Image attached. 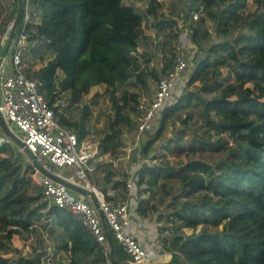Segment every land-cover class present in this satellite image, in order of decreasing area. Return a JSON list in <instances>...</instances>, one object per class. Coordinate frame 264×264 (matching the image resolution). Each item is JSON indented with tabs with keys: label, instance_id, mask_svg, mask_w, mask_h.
I'll return each mask as SVG.
<instances>
[{
	"label": "trees",
	"instance_id": "16d2710c",
	"mask_svg": "<svg viewBox=\"0 0 264 264\" xmlns=\"http://www.w3.org/2000/svg\"><path fill=\"white\" fill-rule=\"evenodd\" d=\"M9 1L11 10L5 9L0 20V37L14 21L17 2ZM137 1L147 2L144 15L153 17L157 33L173 28L175 20L160 11L161 0ZM25 2L13 39L23 33L29 46L38 43L53 55L27 76L37 81L56 121L73 130L80 142L87 134L90 109L84 106L78 120H70L65 111L92 87L103 85L112 114L97 153L115 155L123 144L122 127L134 124L141 101L138 93L123 90L122 85L131 77L144 88L147 78L159 83L173 60L171 66L164 62L157 70L149 66L150 58L139 62L133 56L149 38L142 27L144 15L123 0H27L29 19L24 23ZM247 2L191 0L190 7L202 16L190 17L188 35L179 37L183 46L189 42L194 46L189 78L156 110L154 133L140 147L142 156L155 160L151 156L155 141L169 125L180 123L181 129L164 147L187 152V160L178 165L143 164L135 171L132 186L136 213L146 217L154 206L144 198L145 190L164 188L166 180L179 183L166 216L172 225L162 237L165 248L174 252L170 264H264V0H252L253 9ZM64 93L67 102L61 103ZM193 119L201 132H189ZM22 152L0 135V264H42L40 253L24 254L13 246L12 238L27 236L36 225L46 223L61 242L58 249L69 254L68 264H113L79 218L44 198ZM204 154H217L218 159ZM91 173L87 171L90 182ZM101 174L97 184L104 193L110 185L115 192L120 190V196L128 194L129 175L118 177L107 164ZM185 229L191 232L186 234ZM112 240L118 258L128 264Z\"/></svg>",
	"mask_w": 264,
	"mask_h": 264
},
{
	"label": "built area",
	"instance_id": "2783aa9c",
	"mask_svg": "<svg viewBox=\"0 0 264 264\" xmlns=\"http://www.w3.org/2000/svg\"><path fill=\"white\" fill-rule=\"evenodd\" d=\"M197 12L191 16L197 19ZM29 19L28 2H25L24 23ZM6 37V35H5ZM4 41V40H3ZM28 42L21 33L11 41L6 57L0 64V113L10 129L23 141L50 172L62 176L61 172L73 170L76 176L85 180L108 226L113 239L126 256L128 264H149L150 255L143 247L135 232L127 229L134 226L126 203L114 199L107 200L87 178V164L97 153L96 148L89 149L84 141H79L76 134L60 125L55 118L53 109L40 94L38 83L26 74L23 61ZM190 65L187 47L178 43L175 46L173 65L169 72L157 84L153 96L142 99L137 106L138 134L153 131L155 112L168 99L172 91L182 83ZM4 135V134H2ZM126 151V149H124ZM147 166L150 164L146 162ZM143 163H138L127 180V190L132 191L133 176ZM33 166V165H32ZM35 173L32 180L40 186L46 200L54 206L67 210L79 218L95 237L99 245L108 252L106 237L101 219L88 199L82 195H73L64 185L45 176L33 166ZM112 198L116 192H107ZM160 254L172 257L173 251L159 246Z\"/></svg>",
	"mask_w": 264,
	"mask_h": 264
},
{
	"label": "rangeland",
	"instance_id": "374dc122",
	"mask_svg": "<svg viewBox=\"0 0 264 264\" xmlns=\"http://www.w3.org/2000/svg\"><path fill=\"white\" fill-rule=\"evenodd\" d=\"M162 1V8L161 12L163 13L164 17L170 18L171 20H175V25L172 29H166L162 32L157 33L156 29L154 27V19L151 16L144 15L145 8H146V1H137V0H123L124 4L133 5L134 8L144 15L143 20V31L149 32L151 35L148 36V40L145 42V45L138 49L137 54H134L136 58H138L139 62L142 61L144 58H150V67H154L157 70H160V68L163 66L164 62L167 64H172L173 60V48L175 45L180 43L179 37L182 34L189 33L188 26L189 24H192L190 17L193 15V13L197 12V17L202 16V12L196 11L195 8H191V0H161ZM10 1L9 0H0V20L3 18L5 14V9L8 11L11 10L10 7ZM247 7L249 9H253V3L252 0H248ZM192 18V17H191ZM193 19V18H192ZM194 20V19H193ZM8 25L7 30L0 38V44L3 43V40L5 39V35L8 34L11 25ZM206 26L211 27V23L209 21H206ZM167 45V48L164 49V45ZM38 43L35 45H28L26 53L24 55L23 61L25 64V70L28 72L31 69H36L38 66L42 65V58L47 59V52L43 50V48L40 46L38 48ZM38 48L35 52H33V49ZM194 49V46L189 42L187 45V52L188 55H191V51ZM193 63V62H192ZM191 64V63H190ZM189 70H187L182 82L188 80L190 70L192 69V64L189 65ZM222 72L224 74V78L227 77L226 70L222 69ZM133 75L134 72H131ZM158 82L153 81L151 78H147V87L144 88L140 86V84H136L133 77L129 79L125 84L122 85L123 90H128L130 92H136L140 95V99H149L153 96L154 90L157 86ZM194 85H199V81H195ZM105 87L103 85H97L90 89L89 93L82 97L80 101L76 104L71 105L68 107L65 111L66 116L70 120H78L81 118L82 114V108L84 106H88L90 109V115L87 120V134L85 139L83 140L85 145L89 147V149H93L98 147L99 141L101 138L105 136L107 133V120L109 116L112 114V107L110 104V101L108 99V96L105 94ZM120 92L117 93V97L120 96ZM67 93L62 94V97L60 99L61 103L67 102ZM61 110V109H59ZM127 113H129L126 110ZM131 116H135L132 112L130 113ZM184 115H182L183 117ZM137 120L134 117V124L129 127H122L123 135H122V147L119 148L116 151V154L112 155H105V156H98V153H96L92 159L89 160L87 167L88 171L91 173V182L101 191L102 188L97 183L101 182V171L103 168V165L111 166L117 173L118 177H123V175H131V173L134 170V166H136L138 163H143L144 165H147V161L150 165L156 164L162 161H166L169 164L172 165H178L182 162H185L188 158L187 152H177L174 149H169L167 147H164L166 145L167 139L177 134L178 130L181 129L180 123L177 121L174 124L169 125L164 133L160 136V138L155 141L153 145V153L151 156H155V160H150V157L142 156L140 152V147L143 142L146 141L147 137L154 133L153 131H147L143 132L141 134L137 133L136 130ZM9 126V124H8ZM73 131V130H72ZM74 132V131H73ZM189 132H201L199 130V123L196 122L195 119L191 120L189 122ZM3 132L0 128V135H2ZM188 135V134H187ZM8 140V139H7ZM18 148V147H17ZM126 149V151H124ZM19 151L22 152V150L19 149ZM98 152V150H97ZM23 153V152H22ZM195 157L198 156V154L194 155ZM190 155V157H194ZM204 158L210 159L212 161L218 159L217 154H204ZM106 161V163H105ZM99 164L98 166L96 164ZM116 163V165H114ZM95 165V168L92 170V166ZM149 165V166H150ZM90 169V170H89ZM65 175L72 174L74 175L73 170H65L63 171ZM93 179V180H92ZM97 181V182H96ZM179 191V183L176 180H166L164 188H161L160 185H156L155 189L151 190H145L144 198L149 199L151 204L154 206V210H152L153 215L161 214L159 219L164 220L162 225H160V228H166V232L169 233V228L172 225V218L167 216L169 206H171V200L172 197H174ZM159 212V213H158ZM151 213V212H150ZM164 231V232H165ZM165 232V234H167ZM191 230L185 229V233L189 234ZM164 234V233H163ZM162 234V235H163ZM39 237V232L33 234V238ZM26 235L22 236H13L12 243L13 246L20 249L24 254H31L34 253V245L33 240L27 241L23 244V240L25 241ZM31 246L33 249H31ZM42 264H53L52 260L46 261L43 260Z\"/></svg>",
	"mask_w": 264,
	"mask_h": 264
},
{
	"label": "crops",
	"instance_id": "0c3cea01",
	"mask_svg": "<svg viewBox=\"0 0 264 264\" xmlns=\"http://www.w3.org/2000/svg\"><path fill=\"white\" fill-rule=\"evenodd\" d=\"M126 5H129V4H126ZM144 34L151 35L149 32H144ZM183 35L184 34H182L181 36ZM52 57H53L52 54L50 53L47 54V57H46L47 59L43 61V64L45 63L46 60L51 59ZM40 66H38L37 68H39ZM96 165H98V163ZM114 165H116V163H114ZM94 168H95V165H93L91 169L93 170ZM61 174L64 178L71 180L74 183H77L82 186H86L85 180L78 178L75 172H74V175L72 174L65 175L64 172H61ZM112 190L114 189L110 185H108L106 187L105 193L103 192L102 189H101V192L105 195V198L109 197L110 199L121 201L128 205L129 214H130V217L132 219V223L134 224V226L132 227L130 226L127 229V231L135 232L138 235L139 241L141 242V244L143 245V247L146 249V251L151 257L149 264L169 263L171 260V257L169 255H162L159 257V254H160L159 246L165 248V246L162 243V237L165 236L166 231L161 232L160 230V225H162L164 220L159 219V217H157L156 215H153L152 211L146 217L139 216L136 213L137 201L134 199L133 191H130V192L128 191V194H125L126 196L125 195L120 196L119 194L120 190H117L115 197L112 198L111 196L107 194V192H110ZM71 193L73 195H80L74 191H71ZM88 201L90 200L88 199ZM50 225L51 224H47V223L45 227H43L42 225H36L35 231L26 236L25 241L23 240V244L27 241L31 242L33 240L32 245H34V248H35L34 251L36 250L38 253H40L42 262L45 259L46 261L52 260L53 264H68L69 254L63 251L62 249H58V245L61 242L58 238L54 237L49 232V229L51 227ZM36 232L37 233L39 232V237L34 239L33 234ZM31 249H33L32 246H31ZM90 259L91 258H87L86 260L89 261Z\"/></svg>",
	"mask_w": 264,
	"mask_h": 264
},
{
	"label": "water",
	"instance_id": "95a60500",
	"mask_svg": "<svg viewBox=\"0 0 264 264\" xmlns=\"http://www.w3.org/2000/svg\"><path fill=\"white\" fill-rule=\"evenodd\" d=\"M16 2H17V5H16V13H15L14 21L11 25V28H10L8 34L5 37L3 43H1V45H0V64L2 63L4 58L6 57V54L8 52V48L11 44V41L13 40V36L16 32V28H17V25H18L19 20H20L21 9H22V0H16ZM0 102H1V95H0ZM0 128H1L4 136L8 140H10L13 144H15L20 150H22L24 152V154L27 156L30 163L35 168H37L41 174L48 176L49 178L53 179L54 181L64 185L69 190L74 191V192L86 197L87 199H89L91 201L92 205L96 209V211H97V213L101 219V222H102V227H103L104 234L106 237V243H107V247H108V256H109L110 261L113 264H124L117 256L116 250L114 248L112 236L110 234V231L108 230V226L106 225V223L103 219V216H102L100 210L98 209V204L96 202V199L94 198V195L90 191V189L86 186L79 185L77 183H74L71 180H68L64 177L58 176L55 173L48 171L37 160L35 155L27 147H25L23 141L10 129V127L8 126V124L6 123L4 118L2 117L1 113H0ZM164 264H170V263H164Z\"/></svg>",
	"mask_w": 264,
	"mask_h": 264
}]
</instances>
